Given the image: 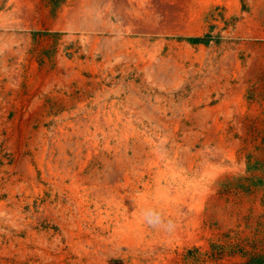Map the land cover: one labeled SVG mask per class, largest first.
<instances>
[{
	"label": "rangeland",
	"instance_id": "1",
	"mask_svg": "<svg viewBox=\"0 0 264 264\" xmlns=\"http://www.w3.org/2000/svg\"><path fill=\"white\" fill-rule=\"evenodd\" d=\"M146 1L0 0V264H264V0Z\"/></svg>",
	"mask_w": 264,
	"mask_h": 264
},
{
	"label": "clouds",
	"instance_id": "2",
	"mask_svg": "<svg viewBox=\"0 0 264 264\" xmlns=\"http://www.w3.org/2000/svg\"><path fill=\"white\" fill-rule=\"evenodd\" d=\"M142 221L149 227L157 230H161L165 233L171 234L175 231L177 225L171 220H165L161 212L155 208H145L140 212Z\"/></svg>",
	"mask_w": 264,
	"mask_h": 264
},
{
	"label": "bare ground",
	"instance_id": "3",
	"mask_svg": "<svg viewBox=\"0 0 264 264\" xmlns=\"http://www.w3.org/2000/svg\"><path fill=\"white\" fill-rule=\"evenodd\" d=\"M172 0H147L146 3L148 5L147 11L150 12H161L164 14H167L169 12H171L174 10V4L171 3ZM146 9V8H145ZM146 11V10H145ZM128 14V13H127ZM130 14V13H129ZM126 15V14H125ZM131 15V14H130ZM151 15V14H150ZM129 16V15H128ZM167 16V15H166ZM128 18V17H127ZM123 19L126 20V17H124ZM129 19V18H128ZM110 116V115H109ZM105 119V118H104ZM111 120V118H110ZM102 123V122H101ZM100 125V124H99ZM104 125V124H103ZM93 141V140H91ZM73 188V187H72ZM77 189V188H76ZM74 189V190H76ZM73 192V191H72ZM78 193V192H77ZM200 194V193H199ZM79 196V195H78ZM82 201V200H81ZM80 201V202H81Z\"/></svg>",
	"mask_w": 264,
	"mask_h": 264
}]
</instances>
